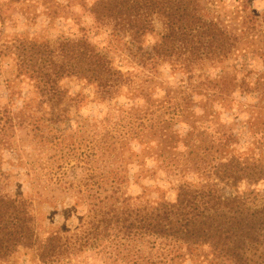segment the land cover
<instances>
[{
  "label": "rangeland",
  "instance_id": "374dc122",
  "mask_svg": "<svg viewBox=\"0 0 264 264\" xmlns=\"http://www.w3.org/2000/svg\"><path fill=\"white\" fill-rule=\"evenodd\" d=\"M54 1L57 9L52 16L38 0H0V44L14 47L26 40L52 46L63 39L86 35L132 81L131 89L139 86L147 90L151 86L147 90L151 99L167 95L185 112L180 116L172 110L148 108L147 99L133 94L131 89L106 97L102 90L81 80L66 78L60 85L68 92V111L60 124L36 132L22 128L2 135L0 131L2 191L31 203L39 238L56 231L62 236L81 233L88 216L102 208L116 205L120 213H132L151 200L173 202L177 182L168 184L170 179L158 170L159 165L162 168V162L174 158L180 162L213 161L219 154L215 143L222 142L227 152L247 155L264 164V0H203L208 17L220 18L243 39L234 56L236 67L230 69L227 79L236 86L247 74L244 86L232 90L224 100L210 90L215 97L211 101L213 124L209 129H204L207 124H198L202 108L208 106L204 104V92L197 87L205 77H195V92L182 95L175 88L185 86V76L171 71L166 64L159 63L152 75L141 67L142 57L149 53L161 31L158 23L154 34L146 36L138 50L127 38L110 36L109 29L94 24L89 9L96 0ZM14 67V61L9 68L0 62V107L9 106L16 112L22 110L24 99H32L35 94L23 78L15 77ZM217 73L218 70L207 71L204 76L214 79ZM194 117L198 120L196 129L200 127L194 134L198 148L190 156L178 158L169 151V142H179L176 154L185 152L182 142L192 131ZM219 134L225 135L221 141L216 139ZM185 179L198 181L193 175ZM238 186L233 190L220 185V190L224 197L239 193L257 204L264 201V182ZM95 196L106 202L92 207ZM151 261L200 264L194 255L185 256L184 249L172 241L115 233L100 237L92 250L46 264ZM0 264L43 263L34 251L21 250Z\"/></svg>",
  "mask_w": 264,
  "mask_h": 264
},
{
  "label": "trees",
  "instance_id": "16d2710c",
  "mask_svg": "<svg viewBox=\"0 0 264 264\" xmlns=\"http://www.w3.org/2000/svg\"><path fill=\"white\" fill-rule=\"evenodd\" d=\"M38 1L52 16L56 14L54 0ZM205 12L203 0H96L89 9L98 28L109 29L110 36L127 38L138 50L146 36L154 34V25L158 23L161 31L149 53L142 57L141 67L152 75L159 63L166 64L171 71L185 76V86L175 88L182 95L195 92V77H205L197 87L204 92V104L208 106L202 108L198 124H207L204 129H209L213 124L211 101L215 97L211 93L224 100L232 90L244 86L247 74L239 85L230 84L226 75L236 67L234 56L243 39L220 18L208 17ZM261 18L264 19V11ZM0 59L6 68L14 61L15 77L23 78L35 94L34 98L23 100L20 111L0 107L2 135L8 130L13 133L17 129L32 128L36 132L60 124L69 103L68 92L60 85L63 79L81 80L102 90L106 97L131 89L132 81L86 35L63 39L52 46L26 40L14 47L2 43ZM213 70L219 72L214 79L204 76ZM6 86L9 87V82ZM146 88L150 91L151 86ZM131 90L147 99L148 108L172 110L180 116L185 112L178 103H171L167 95L155 100L143 87ZM197 122L194 117L192 131L182 142L185 152L176 154L179 142L170 140L169 151L175 152L176 157L195 153L198 147H195L194 134L200 129H196ZM223 137L224 134H219L216 139L221 141ZM215 145L219 154L213 161L180 162L174 158L162 162V168L159 165L158 170L170 179L168 184L177 182L173 202L151 200L132 213H120L116 205L106 207L105 204L106 208L88 216L81 233L71 236H62L56 231L39 238L31 203L19 196L10 197L0 185V262L21 250H30L39 262L46 264L92 250L100 237L115 233L172 241L184 249L185 256L194 255L200 264H264V201L257 204L239 193L224 197L220 190V185L234 190L241 183L264 182V164L247 155L227 152L222 142ZM187 175L195 176L198 181H187ZM104 202L95 196L91 206ZM153 262L146 264H156Z\"/></svg>",
  "mask_w": 264,
  "mask_h": 264
}]
</instances>
